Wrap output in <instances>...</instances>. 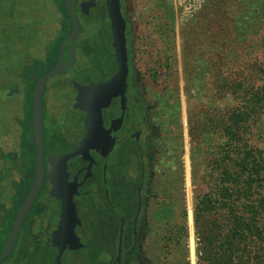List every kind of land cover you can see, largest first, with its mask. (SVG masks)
<instances>
[{
    "label": "flooded vegetation",
    "instance_id": "af4514ba",
    "mask_svg": "<svg viewBox=\"0 0 264 264\" xmlns=\"http://www.w3.org/2000/svg\"><path fill=\"white\" fill-rule=\"evenodd\" d=\"M51 1L0 0V41L7 35L14 45V54L23 62L17 72L15 91L9 94L7 85L0 87V221L12 219L9 231L36 177L35 84L61 58L63 62L70 59L68 36L73 23L67 0H61L59 20L56 12L51 13ZM132 8V0H71L78 36L70 65L79 63L80 58L85 63L80 67L79 78L64 75L55 82L50 78L42 88V180L13 246L19 241L25 247H18L19 252H44L48 264H82L83 255L77 254L82 248L86 253H95L96 263L112 264L114 222L119 220L120 226L121 219L125 238L121 241L120 262L142 263L139 251L143 210L153 170L145 100L139 87L133 85L130 69ZM53 17L64 30L59 43L48 32ZM52 55L57 60L45 70L40 62L46 64ZM6 57L0 49V59ZM35 62L39 66L36 72ZM16 97L21 105L14 117L11 104ZM89 183L96 184V189L85 197L84 189ZM112 199L118 201L121 210ZM52 200L57 203L55 211ZM64 204L66 212L62 218ZM95 221L104 224L92 230ZM56 222L65 226V232L53 235ZM88 223L92 228L86 226ZM103 252L107 253L104 260ZM32 257L28 262L23 256L18 259L24 264H39Z\"/></svg>",
    "mask_w": 264,
    "mask_h": 264
},
{
    "label": "rangeland",
    "instance_id": "374dc122",
    "mask_svg": "<svg viewBox=\"0 0 264 264\" xmlns=\"http://www.w3.org/2000/svg\"><path fill=\"white\" fill-rule=\"evenodd\" d=\"M60 4L61 0L51 1L56 20L62 16ZM132 4L130 69L133 85L145 100L153 170L143 210L139 260L141 264H206L196 251L193 208L197 196L211 183L222 154L225 139L220 127L239 101L231 93L233 84L243 78L256 86L264 84V0H132ZM52 19L48 32L59 43L64 30ZM80 59L49 81L64 75L79 78L85 63ZM19 60L13 51L9 53V71L0 73V87L18 78ZM55 60L52 55L46 64L40 63L46 70ZM20 105V99L14 98V117ZM254 125L253 141L264 144V110ZM95 189L96 184L89 183L85 197ZM112 202L122 209L117 200ZM56 206L52 200L54 211ZM59 222L52 225L53 235L65 232ZM182 223L186 236L180 239L175 226ZM19 243L3 264H21ZM102 257L107 258V253ZM40 262L48 264L46 258Z\"/></svg>",
    "mask_w": 264,
    "mask_h": 264
},
{
    "label": "trees",
    "instance_id": "16d2710c",
    "mask_svg": "<svg viewBox=\"0 0 264 264\" xmlns=\"http://www.w3.org/2000/svg\"><path fill=\"white\" fill-rule=\"evenodd\" d=\"M4 30L3 28L2 31ZM10 44V39L4 34L0 49L7 57L10 52L15 53L14 45L9 47ZM7 57L0 59L1 74L9 71ZM19 62L23 64L21 60ZM35 63L36 72L39 66ZM18 78L15 77L14 83L6 87L9 94L17 88ZM233 85L231 93L237 94L236 99L239 101L220 127L225 139L222 154L212 171L211 183L206 192L197 196L193 208L196 251L199 260L206 264H264V144L255 143L252 136V130L255 132L254 123L259 121L261 111L264 110V84L256 86L243 78ZM11 221L12 219L0 221L1 249ZM94 224L96 227L92 230L100 229L104 221L99 225L95 221ZM86 226L92 228L89 223ZM118 228L119 220H115L113 261L117 254ZM175 229L180 239L186 236V226L183 223L175 226ZM21 246L19 248L24 247ZM12 252L13 250L1 264L9 259ZM17 252L19 258H25V262L34 257V253H38L35 258L32 257L33 261L46 264L40 262L45 257L44 252H30L26 249L25 252ZM81 254L83 264L100 263H96L94 252L86 253L83 250ZM24 261H20L21 264Z\"/></svg>",
    "mask_w": 264,
    "mask_h": 264
},
{
    "label": "water",
    "instance_id": "95a60500",
    "mask_svg": "<svg viewBox=\"0 0 264 264\" xmlns=\"http://www.w3.org/2000/svg\"><path fill=\"white\" fill-rule=\"evenodd\" d=\"M67 10L70 14L73 28L68 36V39H70L71 42V52H70V59L68 62H63L62 58L42 77L37 79V82L35 84L34 92H33V128H34V142H35V149H36V177L35 181L33 183V186L30 190V193L26 197L25 201L23 202L22 206L19 209V212L17 213V216L12 224V227L9 231V234L7 236V239L5 241V244L0 251V264L4 260V258L10 253L12 246L16 240L19 228L21 226V223L23 221V218L30 207V204L37 193L40 183L42 180V172H43V148H42V126H41V92L44 83L49 80L50 78L54 77L56 74H58L62 69L69 66L73 61V49L74 45L78 36V22L76 17L74 16L73 12L71 11V0H67ZM115 39L117 40L118 37L116 36ZM117 40L116 42H118ZM63 49V44L60 47V52ZM116 52L118 55V65H119V77L120 80L123 82V67L120 59V51L119 47L116 46ZM108 84V83H106ZM66 212V204H64V208L62 211V218L65 216ZM61 218V219H62ZM122 230H123V219H121V224L119 226V239H118V246H117V254L112 264H121L120 262V256H121V241H122Z\"/></svg>",
    "mask_w": 264,
    "mask_h": 264
}]
</instances>
